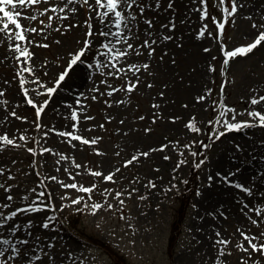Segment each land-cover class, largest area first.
<instances>
[{
  "label": "rangeland",
  "instance_id": "obj_1",
  "mask_svg": "<svg viewBox=\"0 0 264 264\" xmlns=\"http://www.w3.org/2000/svg\"><path fill=\"white\" fill-rule=\"evenodd\" d=\"M257 1L243 0L245 6L229 18L221 33L212 17L223 22V7H230V0H225V3L205 0L204 4L200 0H170V3L169 0H160L158 7L155 6V0H147L152 6L146 7L142 15L152 21L151 27L140 18L138 12L137 27L133 28L135 35L129 40L134 47L127 59L121 60V66L134 63L140 68L138 73L126 68L127 78L123 73L120 77L104 75L113 69L107 65L97 68L95 59L100 58L99 53L94 59L92 52H88V58H82L74 70H69L70 75L61 82L55 93L48 94L41 88L38 96L31 82L40 84L43 81L45 86H51L58 79V74L66 70L70 54L78 51L86 39L87 25L84 21L88 19L90 9L87 5L77 3L74 22L69 16L61 20V13L56 12L52 13L51 25H41L39 21H47L48 14L39 15L37 9L42 10L47 4L58 0H41L39 5L25 6V11L37 14V20L31 23L38 29L42 27L44 31L27 33L40 43H31L29 46L33 55L30 65L25 62L24 66H31L34 75L24 73V87L29 88L30 96L44 110L38 118L36 105H29L28 97L23 94L18 69L24 58L17 61V53L8 49V43L2 44L1 53L4 56L0 57V89L4 92L0 96V134L7 133L19 140L20 134L24 133L31 139L20 141L26 147L5 146L0 151V165L5 166V172L0 174V184L13 185L10 191L14 198L10 209L0 207V211L22 206V194L30 189L36 191L29 192L26 203L33 202L38 191H43L47 196L51 190V200L57 208L65 192L70 193V199L77 195L87 197V193L63 188L59 181L47 179L55 175L64 183H71L73 178L68 176L65 168L74 174L77 183L97 185L92 193L93 200L84 202L91 204L103 201V190L107 188L111 193L108 201L117 207H104L95 214L80 212L82 216L77 231L97 238L99 246L84 235L53 227L47 230L39 227V223L49 214L48 209L34 213L23 211L14 218L20 225L15 235L19 239L29 240V245H21L22 248L27 250L38 242L39 247L44 249L49 238H52L55 247L51 251L55 253L57 264L65 258L60 253L66 254L68 251L78 253L89 264H214L218 255L216 233L219 231L225 238H230L227 247L231 248V254L225 253L222 259H226L227 264H242L239 258L247 256V253L236 246L241 239L237 229L264 232V224L259 227L251 224L244 209L245 200L254 203L257 197H248L217 173H234L229 176L230 180L249 187H252L251 181L256 180V188L264 191V177L257 179L264 169V160L259 159L264 156V144L260 143L264 141V127L227 131L216 139L213 135L214 125L207 122L218 116L224 103L236 109L237 120L251 119L246 112H241L243 109L264 110V102L250 104L253 95H264V42L247 55H237L230 59L229 64H223L224 50L249 43L258 34V29L252 27V19L264 23V19H261L264 13L255 5ZM144 2L141 0V3ZM204 10L209 15L201 19ZM247 13L252 14V19L246 18ZM95 23L97 21L94 19L93 25ZM68 24L73 26L64 27ZM170 24L175 26L169 27ZM9 26L14 28L13 25ZM202 28L205 34L201 37L198 33ZM148 32L153 36L149 37ZM164 36L171 38L164 39ZM153 37L156 42L150 44L154 51L149 56L143 41L152 40ZM96 40L99 43L98 38ZM21 44L23 46L24 42ZM137 44L141 45L139 55L135 51ZM89 63L93 65L91 69L87 66ZM144 63L148 64L147 69L142 67ZM210 65L214 66V70L209 69ZM35 77H39V80H35ZM137 77L139 83L131 92L119 87ZM101 80L108 83H99ZM108 84L118 87L111 96L107 94ZM196 87L199 89L196 95H204L206 99L193 101L192 104L189 103L188 94H193V88ZM94 88L99 91H93ZM170 88H173V98L168 97L171 95L168 94ZM208 89H211L210 93ZM75 90H78L77 96L72 99ZM79 93H84V96ZM93 96L97 98L93 99ZM77 99L82 103L76 104ZM44 100L49 101L47 105H43ZM66 101L69 103L66 104ZM73 109H79L78 116L81 117L77 129L72 128L77 123L71 118ZM13 111L16 116L11 115ZM84 116L90 119H83ZM193 118L196 125L205 131L196 133L189 130L188 123ZM36 122L42 127L37 129ZM53 129L76 131L89 139H99L94 144H84ZM44 132H48V135L44 136ZM209 135L212 138L207 139ZM37 139L39 143H36ZM193 139L210 147L205 149L196 144L193 147L199 155L192 156L183 145ZM237 144L241 145L240 149L235 147ZM160 145L167 147L161 149ZM40 146L55 149V152L38 153L35 156L36 164L33 165L34 156L27 151V147L38 149ZM96 148L101 151L97 153L94 151ZM181 150L183 157L180 155ZM144 152H148V155L144 156ZM133 155L137 156V160L125 165L124 161ZM202 155H207L208 159L200 167L193 191L187 199L191 165ZM73 157L81 165L80 169L72 163ZM181 159L187 163H180L177 167ZM89 168L103 175L113 171L115 181H106L103 175L96 176L88 172ZM115 169L119 171L115 172ZM9 170L14 179L8 178ZM209 175L213 177L211 183L208 181ZM149 180L155 183V188L148 186ZM132 188L138 191L131 197H122L126 203L121 208L115 199V191L127 192ZM5 196L4 188L0 187V201L6 202ZM258 199L264 200V197ZM79 206L65 207L57 215L62 217L64 213L76 212L74 209ZM121 211L125 219H120ZM221 212L227 213V216L221 215ZM28 220L34 221L30 232L26 227ZM252 258L264 261V254L254 253ZM35 264H48V257L44 256Z\"/></svg>",
  "mask_w": 264,
  "mask_h": 264
},
{
  "label": "snow or ice",
  "instance_id": "obj_2",
  "mask_svg": "<svg viewBox=\"0 0 264 264\" xmlns=\"http://www.w3.org/2000/svg\"><path fill=\"white\" fill-rule=\"evenodd\" d=\"M205 0H200L201 4H204ZM221 3H225V0H220ZM41 0H0V13H2V18H0V44H3L5 40L8 41V49L14 50L17 53L16 60L20 61V58L23 57L24 60L20 61V68L18 69L19 75V83L23 88V94L25 97H28L27 103L29 105H36L35 111L37 117H40V114L43 112V107L37 105V102L30 96V90L28 87H24L26 84V80L24 77L25 72L33 73V69L31 66L25 67V62H28L30 65V60L33 53L30 51L29 46L31 43L39 44V41H34L32 37L28 36V32H43L44 29L37 28L32 21L37 20V14H32L28 11H25V6H33L39 5ZM80 5H87L90 11L87 13L88 19L84 21L87 25V34L86 39L82 42L83 46L78 49V51L70 54V61L66 66V70L60 72L58 74V79H56L51 86H45V82L41 81L40 84H35V81H32L35 85L34 90L36 95L41 94V88L43 91L47 92L48 94H53L58 90V87L61 86V82H63L69 75V70H74V66L78 64L83 59H87L86 53L92 52L93 58L97 53H99L100 58L95 59V65L97 68H104L106 65L113 69L111 72H105L104 75L107 76H116L120 77L121 74H125V78H127V73L125 69L134 71L138 73L140 68H138L134 63H127L121 66V60L127 59L128 53L130 50L133 49V44L129 42L130 38L133 37L135 34L133 32V28L137 27V14L138 12L141 14L140 18L149 26L151 27L152 21L142 15L146 7H151L152 5L147 3L145 0L144 3H141V0H93V2H89V0H58L56 3H49L45 7L41 9H37V13L39 15H47V21L40 20L39 23L41 25L48 23L51 25L53 15L52 13L59 12L61 13V20L68 17V12H76L77 8L75 6L70 7V5L74 4ZM170 3V0H169ZM160 4V0H155V6L158 7ZM17 5L20 6L19 10L17 9ZM244 2L243 0H230V7L224 6L223 7V22L217 20L214 16L212 17L214 22H216L218 29L222 33L226 23L228 22L230 17H233L234 14L238 12V9L243 8ZM199 7V5L197 6ZM68 9V12L65 11ZM51 10V13H50ZM93 13H95V17H93ZM209 13L207 10L202 12L201 19L208 16ZM22 18L23 21L22 22ZM246 18L252 19V14L247 13ZM96 20L101 27L99 29H95L93 20ZM261 19H264V14H261ZM79 21H77V24ZM9 25H13L14 28L10 27ZM73 25L68 24L64 25V27H72ZM174 24H170L169 27H174ZM206 28L207 25H204ZM252 27L258 29V34L255 35L254 39L251 42L246 43L244 45L237 46L230 50L223 51V64L227 65L230 62L231 58H235L237 55H247L248 53L252 52L257 46H260L262 42H264V23H257L256 19H252ZM205 32L202 30L198 33L199 36H204ZM147 35L152 37L153 34L148 32ZM209 36L212 33H208ZM102 37V40L98 43L96 37ZM111 36L112 39L109 40L108 37ZM164 39H170L169 36H164ZM15 40V43H13ZM21 42H24L22 46ZM155 38L153 37L152 40L145 39L143 41V46L148 49V55L151 56L154 49L150 47V44L155 43ZM119 45H123V47H118ZM47 47V45H44ZM102 49V51H101ZM141 45H135L136 54H140ZM209 49H205L208 51ZM88 68H92L93 65L89 63ZM144 69L148 68V64L144 63L142 65ZM210 70H214V66H209ZM34 75V73H33ZM35 80H39V77H35ZM99 83H108L107 81L101 80ZM139 83V78L133 80H128V82L119 87H125L129 92H131L136 85ZM149 86H151L149 84ZM118 87H113L111 84H108L107 94L111 96L113 92H116ZM93 91H99V89H93ZM209 93L211 89L207 90ZM4 90L0 89V96L3 95ZM80 96H84V93H79ZM163 95V93H161ZM93 99L97 97L93 96ZM197 100H204L206 96L200 95L197 96ZM48 100H44L42 103L43 105L48 104ZM121 101H117L120 103ZM261 102H264V95H253L250 98L251 105H257ZM66 104L69 102H65ZM76 104L82 103L81 100L77 99L75 101ZM106 103H111V101H106ZM215 103V102H213ZM5 107L7 101H4ZM222 111L219 112L218 116L214 120H209L207 123L210 125H214L213 127V135L216 139H219L227 131H241L248 128H256V127H264V110H260L258 108H251L243 109L241 112H246L247 115L251 118L248 120H237L236 119V109L233 106H229L226 103L221 105ZM79 109H73L71 111V118L77 123L72 125L73 129L78 128V121L81 117L78 116ZM229 113H231V118H229ZM11 115L16 116V113L13 111ZM20 119H27V117H18ZM83 119H90V117L84 116ZM7 117H5V120ZM111 119V117H108ZM143 119V117H140ZM155 117H153V120ZM171 119L175 120L177 117H171ZM36 128L39 129L42 125L39 122H36ZM103 127V125H100ZM188 127L190 131L200 133L205 131V129H201L196 125L193 120H190L188 123ZM54 131L60 132L61 135L71 138L72 140L80 141L84 144H94L97 142L99 138H92L89 139L80 135L76 131L71 130H64L60 131L57 129H53ZM148 129H146L147 131ZM44 136L48 135V132L43 133ZM212 138V135H210ZM31 139V137L27 136L24 133H21L19 136V140L16 137H10L7 133L0 134V151H2L5 146H13V147H21L25 145H21L20 141H27ZM71 142V141H70ZM36 143H39V139H37ZM264 144V141L260 142ZM196 144H200L201 147L207 149L210 145L193 139L189 144L183 145V148L188 149L189 153L192 156H197L199 153L193 147ZM167 147V145H160V148L163 149ZM237 149L241 148V145L237 144L235 146ZM27 151L32 153L34 156L33 165L36 164L35 156L39 154H43L45 152H55V149L47 148L44 146H40L38 149L36 147H27ZM97 153L101 150L99 148L94 149ZM144 156L148 155V152L143 153ZM181 157H183V151H180ZM66 158V157H65ZM166 159L168 157H165ZM208 159L207 155H204L199 162L194 164V167L200 168L204 162ZM259 159L264 160V156H260ZM137 160V156L133 155L130 159L125 160L124 164L128 165L131 164L133 161ZM13 164L16 163L15 160L12 161ZM59 163V161H57ZM72 163L74 164L75 168L80 169L81 165L75 162L74 157L72 158ZM180 163H187V161L181 159L178 162L177 167H179ZM59 170V169H57ZM65 171L68 173L69 177H72L71 183H64L60 180L57 176L53 175L47 177V179L53 181H59L60 186L63 188H72L77 189L83 193H87V197L77 195L74 199H70V193L65 192L61 197L62 203L60 204L59 208L55 205L54 202L51 200V190H49L48 195L45 196L43 191H38L37 196L34 198V201L31 203H26L29 199V192L36 191V189H30L29 192H25L22 194L21 197V205L17 206L13 210L8 211H0V264H17L19 261L20 264H35L36 261L42 260L44 256L48 257V264H57L55 253L51 251L55 247V242L52 238H49L48 242L45 245L44 249L39 247V243L37 242L35 245L28 247L27 250L22 248L21 245H29L28 239H19L15 234L17 229L20 227L19 222L15 221L14 218L23 211L28 213L39 212L44 209L50 210L49 214L45 216L43 221L39 223V227L47 230L50 227H53V221H57L58 215L57 213L63 210L65 207H72L73 205H80L76 207L74 210L76 212L87 211L92 214H95L97 210H100L104 207L107 209H115L117 205L108 201L109 189L105 188L104 191V200L103 201H94L91 204L84 202L85 200H93V190L97 188L96 184H91L89 186H85L84 184L77 183L74 178V174L71 171H68L65 168ZM115 172H118L119 169H115ZM5 172V166L0 165V174ZM88 172L93 173L96 176L103 175L100 171L94 170L92 168L88 169ZM8 178L14 179L13 173L9 170L8 171ZM79 174V173H77ZM218 176H221L226 182L230 184H234L237 189H240L245 193L248 197H257L256 201L253 203L250 200L244 201V209L246 210L247 219L251 222V224L256 225L259 227L261 224H264V200L258 199L259 197H264V191L258 190L256 188V180L251 181L252 187L246 186L242 182L230 180L229 176L234 175V173H229L228 175H224L222 173H217ZM264 177V169L261 170V175L257 177V179H261ZM103 178L106 181H115L114 172L109 171L106 175H103ZM213 177L211 175L208 176V181L211 183ZM186 183V181H185ZM148 186L155 188L156 185L153 181H148ZM0 187L4 188L6 193L5 201H0V207L3 209H10L13 202V195L11 194V189L13 185L11 184H0ZM138 191L136 188H132L131 191L122 192V191H115V199L118 200L119 205L121 208L125 205L126 201L122 198L124 196L131 197L134 192ZM47 200V202H43ZM35 201H41L40 203H36ZM159 208V205L156 206ZM254 213L255 215H253ZM221 215L227 216V213L221 212ZM120 219H125L123 212H120ZM34 221L28 220L26 222V227H28L29 232L31 231V227L33 226ZM131 227V225H129ZM237 231L240 232L241 239L237 243V247L240 251L247 253V256H241L239 259L242 264H264L259 258L253 259L254 253H261L264 254V241H262V237H264V232L260 233H253L250 230H246L245 228H238ZM7 233V234H5ZM216 246L218 247V255L214 261V264H227L226 259H222L225 253L231 254V248L227 247L230 244V238H225L220 234L219 231L216 233ZM39 238H37V241ZM246 242V244H245ZM60 255L65 257L60 261V264H89V262L85 261L81 255L76 252L68 251L66 254L61 252Z\"/></svg>",
  "mask_w": 264,
  "mask_h": 264
},
{
  "label": "bare ground",
  "instance_id": "obj_3",
  "mask_svg": "<svg viewBox=\"0 0 264 264\" xmlns=\"http://www.w3.org/2000/svg\"><path fill=\"white\" fill-rule=\"evenodd\" d=\"M89 2H93V0H89ZM255 5H257V8H258V10H259L260 12L264 13V0H258V1L256 2ZM72 6H75V7L77 8V3L74 4V5H70V7H72ZM65 11L68 12V9H65ZM93 14L95 15V13H93ZM76 15H77V11H76V12H68V16H69L70 18H72L73 22L75 21V18H76L75 16H76ZM22 22H23V18H22ZM100 27H101V25H100L98 22L95 23V24H94V31H95V29H99ZM96 38H98V41H99V42L102 40V37H100V36H97ZM108 39L111 40L112 37L109 36ZM13 42H15V40H13ZM5 43H8V41L5 40L3 44H5ZM122 46H123V45H119L118 47H122ZM1 49H2V44H0V57H3L4 54L1 53ZM167 71H169V70H167ZM167 73H169V72H167ZM168 90L170 91L168 94H171V95H168V97L173 98V97L175 96L174 93H172V92H173V88H170V89H168ZM196 90H199L198 87H196L195 89L193 88V94H191V93L188 94L189 103H192V104H193V101H199V100L196 99V98H197ZM164 95H165V94H164ZM72 96H76V92H74V93L72 94ZM199 96H200V95H199ZM165 97H166V95H165ZM190 97H191V99H190ZM221 185H224V184H221ZM217 197H218V196H216L215 199H216ZM213 202H214V201H213Z\"/></svg>",
  "mask_w": 264,
  "mask_h": 264
}]
</instances>
